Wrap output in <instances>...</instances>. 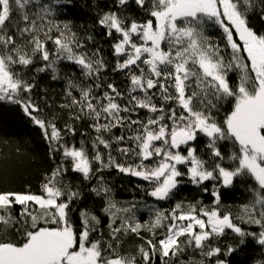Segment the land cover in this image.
Instances as JSON below:
<instances>
[{
	"label": "snow or ice",
	"instance_id": "1",
	"mask_svg": "<svg viewBox=\"0 0 264 264\" xmlns=\"http://www.w3.org/2000/svg\"><path fill=\"white\" fill-rule=\"evenodd\" d=\"M116 2L123 9L130 0ZM133 2L151 18L139 22L122 12L108 11L98 20L107 36L117 34L112 47L120 59L114 71H127L129 75L127 103L119 102L123 94L114 84H108L109 91L97 97L92 85L76 83L71 74L64 77L69 103L61 107L73 109L75 120L90 118L97 133L91 141L90 156L83 141L79 147L61 143L56 117L45 120L33 115L39 107L20 94L31 93L35 84L14 71L17 65H34L39 57L45 63L36 71H51L56 79L59 63L69 61L80 67L84 77L94 79L95 88L100 87V73L107 67L100 50L91 55L83 51L84 44L72 31L71 23L55 19L58 6L66 7L72 0H0V100L21 104L43 130L50 153L61 152L62 160L69 161L68 167L62 163L51 172L40 194L31 190L0 191V225L22 233L16 241L0 240V264H155L157 259L160 264H185L180 257L189 249L199 250L203 257L190 264H205L210 258H215L212 264H229L227 257L244 246L248 237L264 246V32L256 31L249 21V13L258 7L257 0ZM29 5L37 10L24 11ZM259 6L264 19V0H259ZM17 9L22 12L23 27L13 21ZM206 22L222 29L223 41L231 50L227 61L219 43L205 35ZM13 24L15 34H10L8 26ZM49 41L55 45L54 51L49 50ZM234 70L239 73L235 81L229 76ZM153 89L158 90L164 103H156ZM73 90L79 91V99L73 96ZM138 92L142 95L134 94ZM224 102H230L231 108L218 120L213 112L219 111ZM165 103L169 107L165 108ZM137 109H146L150 115L145 120L132 119ZM65 127L75 134L74 127ZM117 127L132 135L105 139V134ZM200 134L208 138V160L197 154L195 142ZM127 141L133 142L131 147ZM222 141L236 146L227 158L219 146ZM114 143L124 145L116 149L118 153L139 162H116L112 156ZM100 146L107 150L106 157ZM182 146L185 151H181ZM152 159L155 164L145 163ZM94 165L98 167L94 169ZM69 168L86 180L106 168H116L147 181L148 195L159 201L171 199L186 177L210 193L214 202L209 206L181 201L169 210L155 208L153 217L141 223L135 216L136 205L117 207L104 177L98 176V185L91 191L106 199L103 212L111 217V237L119 242L120 236L128 233L149 234L147 239L141 237L144 243L138 246L137 255H122L102 235L93 238L100 219L89 210H80L79 228L73 223L74 205L82 196L63 178ZM240 177H249L255 187L249 188L252 198L234 216L222 207L221 189L232 187ZM208 181L213 182L211 189L204 187ZM16 206H20V212L14 216ZM117 219L120 224L113 227ZM242 225H258L260 231L249 232ZM226 231L238 237V245L222 249L210 243ZM256 264H264V260Z\"/></svg>",
	"mask_w": 264,
	"mask_h": 264
},
{
	"label": "trees",
	"instance_id": "2",
	"mask_svg": "<svg viewBox=\"0 0 264 264\" xmlns=\"http://www.w3.org/2000/svg\"><path fill=\"white\" fill-rule=\"evenodd\" d=\"M41 2L45 3L48 0H41ZM257 5L258 7L249 13L250 26L258 32H264V19L260 15L261 6H259V0H257ZM36 10L34 6L29 5L24 11L31 13ZM108 11L122 12L123 15L136 19L139 22L151 18L133 0H130L129 4L123 9L117 6L116 0H72V3L66 7L58 6L57 15L55 16L57 22L71 23L72 31L77 34V37L84 44L83 51L91 55L97 49L100 50V55L103 57L107 67L100 73L99 88H95L93 78L84 77L80 67L69 61H61L59 63L58 67L60 71L56 79H53L51 71H36L37 68L42 67L45 63L39 57H37L34 65H30L27 68L19 65L14 67V71L20 73L24 79L35 84L31 93L25 92L20 94L22 99L30 97L32 102L39 107L40 111L38 113L33 111V115H38L45 120H51L53 117H56V126L61 130L63 136L61 143L74 144L76 147H79L81 141H83L90 156L93 154L91 141L97 133L91 127L93 121L90 118L75 120L72 118L74 115L73 109L61 107V105L69 103V99L66 97L67 80L64 77L71 74V78L76 83L92 85L93 95L97 97L109 91L107 88L108 84H114L123 94V99L119 100V102L121 104L127 103L130 87L129 75L127 71H114L116 62L120 59L114 54L112 47L116 41L117 34L114 33L112 37L107 36L106 29L98 24L100 16ZM21 15L22 12L20 10L14 11L13 21L18 22L19 26L23 27L24 22L21 19ZM8 30L10 34H15L14 24L9 25ZM204 32L212 42L219 43L221 55L227 61L230 58L231 50L226 47L223 41L222 29L212 22H206ZM55 34L54 31L53 35ZM88 36H92L93 39L88 40ZM17 42L20 43L21 41L18 40ZM48 48L50 51H54L55 45L49 41ZM141 67L144 66L141 65ZM135 70L133 69V71ZM145 70L147 69L145 68ZM238 75L239 73L235 70L229 73L233 81L238 79ZM151 92L156 93L153 99L158 105L164 103L159 99L157 89H153ZM72 94L79 99L78 90H73ZM134 94L142 95L139 92ZM164 107L167 108L169 105L165 103ZM230 108L231 103L224 102L223 106L219 107V111L214 110L213 114L216 115L218 120H222L227 112L230 111ZM122 115L127 114L122 113ZM149 115L150 113L146 109H137L136 112L131 114L132 119L139 120H145ZM100 122L103 123L104 120L102 119ZM65 125L74 127L76 129L75 134L69 132ZM133 127L135 128L136 126ZM121 134L126 136L132 135L127 129L117 127L112 130L111 134H105V139H111L112 136H119ZM207 142L208 138L202 134L198 136V140L195 142L197 154L205 160L209 159L208 149L206 148ZM132 143V141H127V146L131 147ZM121 146L124 145L113 144L112 156L115 157L116 162L124 164L139 162L138 159H134L131 155L125 157L118 153L116 149ZM219 146L226 158L236 147L231 141H222ZM181 151H185L184 147L181 148ZM100 152L105 157L107 156V150L103 146H100ZM155 162V159L145 161L149 165L155 164ZM62 163L65 167L69 166L68 160H62L61 152L50 153V144L45 138L43 130L24 112L22 105L6 99L0 100V191L24 192L31 190L33 193L40 194L41 185L50 176L51 172ZM93 167L95 169L98 165H94ZM181 170H184L183 166H181ZM98 176L104 177V182L111 189V198L117 202V207H128L130 204L136 205L134 209L135 216L141 223H145L153 217L155 208L169 210L177 202L181 201L185 205L190 203L196 204L199 201L203 205L209 206L214 202L210 193L203 192L200 187L188 182L186 177L183 183L178 186L171 199L159 201L148 195L150 185L147 181L139 177L120 173L116 168H106L88 180L69 168V171L64 174L63 178L65 182H70L74 186V190L78 188L82 196L74 205L75 211L72 213L73 223L79 228L81 225L80 210H89L100 219L98 232L93 233V238H98L102 235L103 239L111 242L122 255H137L138 246L144 243V239L149 238V234L144 231L141 232L140 236L128 233L127 235H121L119 242L111 237L109 229L111 217L103 212V208L106 206V199L103 196H97L91 191L93 187L98 185ZM212 183L211 181L205 182L204 187L211 189ZM250 187H255L254 182L249 177H240L237 178L232 187L222 188L221 204L223 209L232 212L234 216L239 215L241 213V206L248 203L252 198V194L249 191ZM19 212L20 206H16L13 209V215H18ZM118 215L122 216L123 213H119ZM119 224L120 220L117 219L113 227H117ZM242 226L249 232L260 231L258 225ZM141 237H144V239H141ZM21 238L22 233L18 232L15 227L0 225V240L16 241ZM210 243L213 246H219L224 249L228 245H238L239 240L234 233L226 231L223 236L214 238ZM180 259L185 264H190V261H199L203 257L199 250L189 249ZM227 259L229 264H256L257 261L264 260V246L256 243L252 237H248L246 244L238 247L237 251L228 256ZM214 260L215 258H210V260L205 261V264H212ZM155 264H160L158 259L155 261Z\"/></svg>",
	"mask_w": 264,
	"mask_h": 264
},
{
	"label": "rangeland",
	"instance_id": "3",
	"mask_svg": "<svg viewBox=\"0 0 264 264\" xmlns=\"http://www.w3.org/2000/svg\"><path fill=\"white\" fill-rule=\"evenodd\" d=\"M182 147H184V146H182Z\"/></svg>",
	"mask_w": 264,
	"mask_h": 264
}]
</instances>
